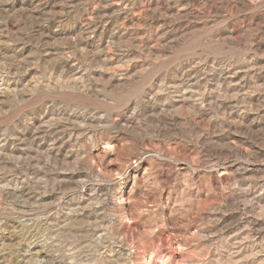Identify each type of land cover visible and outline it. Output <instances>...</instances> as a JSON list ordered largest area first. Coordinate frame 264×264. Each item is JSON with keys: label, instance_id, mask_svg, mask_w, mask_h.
Segmentation results:
<instances>
[{"label": "rangeland", "instance_id": "rangeland-1", "mask_svg": "<svg viewBox=\"0 0 264 264\" xmlns=\"http://www.w3.org/2000/svg\"><path fill=\"white\" fill-rule=\"evenodd\" d=\"M264 264V0H0V264Z\"/></svg>", "mask_w": 264, "mask_h": 264}, {"label": "bare ground", "instance_id": "bare-ground-1", "mask_svg": "<svg viewBox=\"0 0 264 264\" xmlns=\"http://www.w3.org/2000/svg\"><path fill=\"white\" fill-rule=\"evenodd\" d=\"M149 262H150V261H149V259H147V261H146V262H144V264H149Z\"/></svg>", "mask_w": 264, "mask_h": 264}]
</instances>
